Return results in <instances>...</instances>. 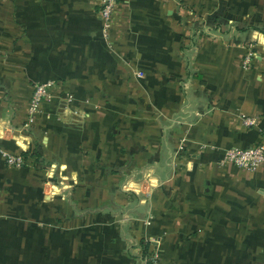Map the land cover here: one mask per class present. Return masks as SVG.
Masks as SVG:
<instances>
[{
	"label": "crops",
	"instance_id": "0c3cea01",
	"mask_svg": "<svg viewBox=\"0 0 264 264\" xmlns=\"http://www.w3.org/2000/svg\"><path fill=\"white\" fill-rule=\"evenodd\" d=\"M99 9L0 0V264H264V166L219 163L264 132V0H119L110 43Z\"/></svg>",
	"mask_w": 264,
	"mask_h": 264
},
{
	"label": "built area",
	"instance_id": "2783aa9c",
	"mask_svg": "<svg viewBox=\"0 0 264 264\" xmlns=\"http://www.w3.org/2000/svg\"><path fill=\"white\" fill-rule=\"evenodd\" d=\"M119 0H100L99 16L102 25L103 37L111 42L112 29L115 22V15ZM262 52L257 47V44L251 42L247 46V51L243 59V65L248 68L252 64L260 63L262 59ZM58 84L54 80L40 81L34 85L33 92L29 98L26 106V119L23 127L30 128L33 126L40 114L45 108V104L50 102L55 96L56 88ZM67 102L72 98L69 95ZM242 125L246 128L256 126L258 124L259 118L252 115L243 114L240 116ZM0 120L2 118L0 117ZM0 154L5 158L6 162L10 166L21 167L26 162L25 157L22 154H13L6 151L2 146H0ZM220 165L232 164L239 168L256 171L264 166V132L261 138L255 144L246 147H232L223 150L222 157L219 160ZM152 173L146 174L144 182L149 184L148 189L150 193L153 191V177ZM143 264H164L162 260V253L159 249L152 250L144 259Z\"/></svg>",
	"mask_w": 264,
	"mask_h": 264
},
{
	"label": "rangeland",
	"instance_id": "374dc122",
	"mask_svg": "<svg viewBox=\"0 0 264 264\" xmlns=\"http://www.w3.org/2000/svg\"><path fill=\"white\" fill-rule=\"evenodd\" d=\"M190 11H192V9ZM198 11H199L198 9H193V11H192V13H194L193 16L194 17H197L198 19L204 18V15L203 14H200V15L197 14Z\"/></svg>",
	"mask_w": 264,
	"mask_h": 264
}]
</instances>
